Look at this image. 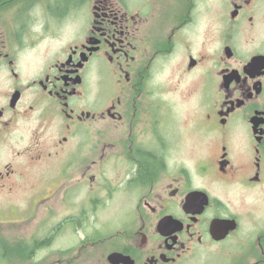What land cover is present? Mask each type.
<instances>
[{
    "label": "flooded vegetation",
    "instance_id": "flooded-vegetation-1",
    "mask_svg": "<svg viewBox=\"0 0 264 264\" xmlns=\"http://www.w3.org/2000/svg\"><path fill=\"white\" fill-rule=\"evenodd\" d=\"M16 6L0 264H264V0Z\"/></svg>",
    "mask_w": 264,
    "mask_h": 264
},
{
    "label": "rangeland",
    "instance_id": "rangeland-1",
    "mask_svg": "<svg viewBox=\"0 0 264 264\" xmlns=\"http://www.w3.org/2000/svg\"><path fill=\"white\" fill-rule=\"evenodd\" d=\"M36 9L30 10V15L33 14L35 16H42V11L40 10V8H38V6H36ZM24 9L22 6L20 7H12L9 10H6L4 12H2L0 10V47H6V48H10L11 50L17 48V46H37L36 43H34L35 40V34H34V25L36 24V19H33L30 22V35H28L26 37V39L23 38V35L21 33L20 27H19V22H23V19L26 15L29 16V12L26 14L27 10H25V14L23 12ZM27 9V8H25ZM78 17V14H73L71 16L70 21H74L76 20ZM26 21V19H25ZM28 22L30 20H27ZM68 31L71 33L73 31L72 27H68ZM64 42V39L62 38H58V40L54 43L49 42L46 44H41V46L44 47H50V46H60L62 43ZM34 60V57H32L30 59V62H32ZM25 66H27L24 63ZM31 65H29L28 67L30 68ZM28 67H27V71L28 72ZM0 88H2L5 85H7L8 83H3V82H7L8 77L6 76V74L4 73H0ZM2 92V90H0V93ZM49 202L51 201H47L45 203H42L41 205V212H46V209L49 208ZM125 200L121 197V196H116L113 201L111 203H109L105 209H101L98 212H101V216L103 218L105 217H111V223L112 224H116L118 223L119 220L123 219L124 217V212H125ZM2 203L3 201L0 200V208L4 210V206L2 207ZM53 203V202H52ZM51 203V204H52ZM57 209L58 212H62V205L61 204H55L54 205ZM30 212H25L24 215L29 214ZM71 240V238H70Z\"/></svg>",
    "mask_w": 264,
    "mask_h": 264
},
{
    "label": "trees",
    "instance_id": "trees-1",
    "mask_svg": "<svg viewBox=\"0 0 264 264\" xmlns=\"http://www.w3.org/2000/svg\"><path fill=\"white\" fill-rule=\"evenodd\" d=\"M18 0H0V10L2 12L9 10L12 7H18L16 6V2ZM62 1V0H59ZM70 1L72 4H76V2H79V0H66V2Z\"/></svg>",
    "mask_w": 264,
    "mask_h": 264
}]
</instances>
